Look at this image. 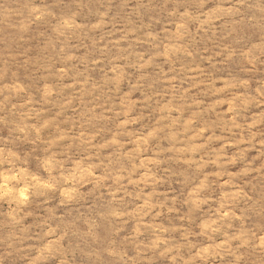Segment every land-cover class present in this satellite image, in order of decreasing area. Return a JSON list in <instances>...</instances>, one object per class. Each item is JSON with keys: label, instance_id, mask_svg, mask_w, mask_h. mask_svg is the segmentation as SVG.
I'll return each mask as SVG.
<instances>
[{"label": "rangeland", "instance_id": "rangeland-1", "mask_svg": "<svg viewBox=\"0 0 264 264\" xmlns=\"http://www.w3.org/2000/svg\"><path fill=\"white\" fill-rule=\"evenodd\" d=\"M0 264H264V0H0Z\"/></svg>", "mask_w": 264, "mask_h": 264}]
</instances>
